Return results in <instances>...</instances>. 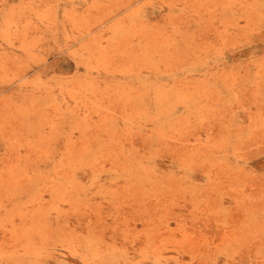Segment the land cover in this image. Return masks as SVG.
I'll use <instances>...</instances> for the list:
<instances>
[{"label": "rangeland", "instance_id": "rangeland-1", "mask_svg": "<svg viewBox=\"0 0 264 264\" xmlns=\"http://www.w3.org/2000/svg\"><path fill=\"white\" fill-rule=\"evenodd\" d=\"M0 264H264V0H0Z\"/></svg>", "mask_w": 264, "mask_h": 264}]
</instances>
